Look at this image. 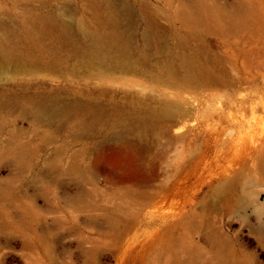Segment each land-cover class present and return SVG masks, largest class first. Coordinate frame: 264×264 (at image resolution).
Returning a JSON list of instances; mask_svg holds the SVG:
<instances>
[{
  "label": "rangeland",
  "instance_id": "374dc122",
  "mask_svg": "<svg viewBox=\"0 0 264 264\" xmlns=\"http://www.w3.org/2000/svg\"><path fill=\"white\" fill-rule=\"evenodd\" d=\"M0 264H264V0H0Z\"/></svg>",
  "mask_w": 264,
  "mask_h": 264
},
{
  "label": "bare ground",
  "instance_id": "6f19581e",
  "mask_svg": "<svg viewBox=\"0 0 264 264\" xmlns=\"http://www.w3.org/2000/svg\"><path fill=\"white\" fill-rule=\"evenodd\" d=\"M191 67H193V66H191ZM42 107L44 109L43 111H46V112L51 113V114L62 113L64 111H66V109H67V107L64 103L59 102L57 100H47V101L43 102ZM104 163H105V161L103 159V156L97 155L96 160H95V165L99 168V167H102L104 165Z\"/></svg>",
  "mask_w": 264,
  "mask_h": 264
}]
</instances>
